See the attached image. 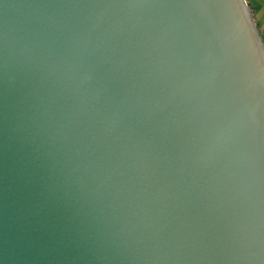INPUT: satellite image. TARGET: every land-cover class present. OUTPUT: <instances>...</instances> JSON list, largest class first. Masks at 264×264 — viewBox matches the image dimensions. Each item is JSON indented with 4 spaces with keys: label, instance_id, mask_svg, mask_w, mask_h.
<instances>
[{
    "label": "water",
    "instance_id": "95a60500",
    "mask_svg": "<svg viewBox=\"0 0 264 264\" xmlns=\"http://www.w3.org/2000/svg\"><path fill=\"white\" fill-rule=\"evenodd\" d=\"M0 264H264L248 0H0Z\"/></svg>",
    "mask_w": 264,
    "mask_h": 264
},
{
    "label": "crops",
    "instance_id": "0c3cea01",
    "mask_svg": "<svg viewBox=\"0 0 264 264\" xmlns=\"http://www.w3.org/2000/svg\"><path fill=\"white\" fill-rule=\"evenodd\" d=\"M256 26L264 40V0H248Z\"/></svg>",
    "mask_w": 264,
    "mask_h": 264
}]
</instances>
